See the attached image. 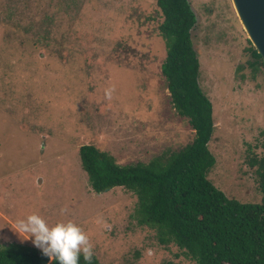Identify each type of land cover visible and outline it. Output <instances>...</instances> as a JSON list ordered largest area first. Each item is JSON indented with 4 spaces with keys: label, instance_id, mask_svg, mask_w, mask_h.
I'll list each match as a JSON object with an SVG mask.
<instances>
[{
    "label": "rangeland",
    "instance_id": "obj_1",
    "mask_svg": "<svg viewBox=\"0 0 264 264\" xmlns=\"http://www.w3.org/2000/svg\"><path fill=\"white\" fill-rule=\"evenodd\" d=\"M156 1L0 0V243L35 246L13 222L36 213L80 225L99 264L195 263L138 223L133 192H94L79 157L93 144L120 165L148 162L194 137L161 73ZM189 2L215 125L208 177L228 197L259 203L251 161L264 156V69L251 67L232 0Z\"/></svg>",
    "mask_w": 264,
    "mask_h": 264
},
{
    "label": "trees",
    "instance_id": "obj_2",
    "mask_svg": "<svg viewBox=\"0 0 264 264\" xmlns=\"http://www.w3.org/2000/svg\"><path fill=\"white\" fill-rule=\"evenodd\" d=\"M158 29L166 53L161 73L174 109L194 130L191 142L148 162L120 165L93 144L79 147L82 168L96 193L121 186L137 196L138 223L156 230L160 244L174 243L194 264H264V156L258 165L259 203L228 197L208 174L216 158L208 143L214 131L212 103L199 84L200 61L191 30L196 17L189 0H157ZM249 41V40H248ZM251 67L264 69L249 41ZM264 148V140L261 144ZM0 264H59L36 246L0 243ZM79 264H85L80 256ZM91 264H99L93 254Z\"/></svg>",
    "mask_w": 264,
    "mask_h": 264
},
{
    "label": "clouds",
    "instance_id": "obj_3",
    "mask_svg": "<svg viewBox=\"0 0 264 264\" xmlns=\"http://www.w3.org/2000/svg\"><path fill=\"white\" fill-rule=\"evenodd\" d=\"M111 92L112 90H106V97L109 99ZM13 228L18 234H23L25 239L34 238V245L50 261L79 264L82 255L85 264H91L94 245L83 228L72 220H59L49 224L42 216L32 213L14 221Z\"/></svg>",
    "mask_w": 264,
    "mask_h": 264
},
{
    "label": "water",
    "instance_id": "obj_4",
    "mask_svg": "<svg viewBox=\"0 0 264 264\" xmlns=\"http://www.w3.org/2000/svg\"><path fill=\"white\" fill-rule=\"evenodd\" d=\"M246 35L264 62V0H232Z\"/></svg>",
    "mask_w": 264,
    "mask_h": 264
}]
</instances>
